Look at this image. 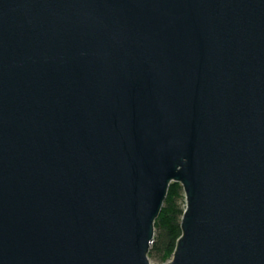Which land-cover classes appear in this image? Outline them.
I'll return each instance as SVG.
<instances>
[{
    "label": "water",
    "instance_id": "obj_1",
    "mask_svg": "<svg viewBox=\"0 0 264 264\" xmlns=\"http://www.w3.org/2000/svg\"><path fill=\"white\" fill-rule=\"evenodd\" d=\"M264 264V0H0V264Z\"/></svg>",
    "mask_w": 264,
    "mask_h": 264
},
{
    "label": "trees",
    "instance_id": "obj_2",
    "mask_svg": "<svg viewBox=\"0 0 264 264\" xmlns=\"http://www.w3.org/2000/svg\"><path fill=\"white\" fill-rule=\"evenodd\" d=\"M184 201L183 187L178 183L172 184L162 213L155 223L150 260L166 264L173 259L178 240L182 236V220L186 209Z\"/></svg>",
    "mask_w": 264,
    "mask_h": 264
},
{
    "label": "rangeland",
    "instance_id": "obj_3",
    "mask_svg": "<svg viewBox=\"0 0 264 264\" xmlns=\"http://www.w3.org/2000/svg\"><path fill=\"white\" fill-rule=\"evenodd\" d=\"M184 195H185V193H184ZM184 202H185V207H186V198H185V201ZM150 262H151V264H159L158 262H156L154 260H150ZM168 263H166V264H168Z\"/></svg>",
    "mask_w": 264,
    "mask_h": 264
}]
</instances>
